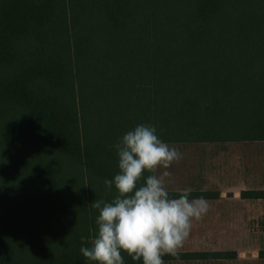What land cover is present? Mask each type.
Segmentation results:
<instances>
[{
	"label": "trees",
	"instance_id": "1",
	"mask_svg": "<svg viewBox=\"0 0 264 264\" xmlns=\"http://www.w3.org/2000/svg\"><path fill=\"white\" fill-rule=\"evenodd\" d=\"M139 124L169 144L264 141V0H0V264H92L80 237Z\"/></svg>",
	"mask_w": 264,
	"mask_h": 264
},
{
	"label": "clouds",
	"instance_id": "2",
	"mask_svg": "<svg viewBox=\"0 0 264 264\" xmlns=\"http://www.w3.org/2000/svg\"><path fill=\"white\" fill-rule=\"evenodd\" d=\"M118 172L104 185L111 200H94L96 230L81 235L80 253L92 264H125L124 255L142 264H165L177 257L192 223L209 210L204 197L190 198L191 188L170 193L168 170L183 159L180 150L163 141L155 126L139 124L115 144Z\"/></svg>",
	"mask_w": 264,
	"mask_h": 264
},
{
	"label": "rangeland",
	"instance_id": "3",
	"mask_svg": "<svg viewBox=\"0 0 264 264\" xmlns=\"http://www.w3.org/2000/svg\"><path fill=\"white\" fill-rule=\"evenodd\" d=\"M183 159L170 169V191L205 192L208 212L194 220L179 251L214 250L226 257L166 264H264V198L243 190L264 189V141L171 143ZM198 198V197H195Z\"/></svg>",
	"mask_w": 264,
	"mask_h": 264
}]
</instances>
